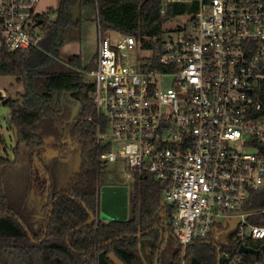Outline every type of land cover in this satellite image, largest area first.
I'll list each match as a JSON object with an SVG mask.
<instances>
[{"label": "built area", "instance_id": "obj_1", "mask_svg": "<svg viewBox=\"0 0 264 264\" xmlns=\"http://www.w3.org/2000/svg\"><path fill=\"white\" fill-rule=\"evenodd\" d=\"M38 2L0 0V52L39 45ZM177 3L196 8L184 27H166L156 60L138 37L98 28L87 72L98 160L159 182L183 253L219 224L261 246L264 206H248L264 190V0H161V14Z\"/></svg>", "mask_w": 264, "mask_h": 264}, {"label": "trees", "instance_id": "obj_2", "mask_svg": "<svg viewBox=\"0 0 264 264\" xmlns=\"http://www.w3.org/2000/svg\"><path fill=\"white\" fill-rule=\"evenodd\" d=\"M75 5L87 19L91 7L103 32L134 35L144 47L156 49L154 60L165 24L196 8L177 3L162 15L161 0H61L51 10L56 19H50V12L40 15L44 36L38 46L1 48L0 75L16 77L24 90L4 99L18 141L14 160L0 155V247L18 251V264H114L111 252L125 264H156L157 256L159 264L263 263V256L239 252L241 243L257 248L261 242L220 224L207 239L190 242L183 255L161 186L149 174L136 178L130 218L86 223L91 212L99 214L100 175L106 165L98 160L105 147L96 139L95 84L87 73L96 68L97 57L84 67L80 55L66 62L59 58L60 32L81 23L73 17ZM6 166L15 168L19 188L26 190L19 191L21 196L30 191L36 198V209L9 200ZM263 206L264 190L253 191L248 208ZM11 259L8 255L6 262Z\"/></svg>", "mask_w": 264, "mask_h": 264}, {"label": "rangeland", "instance_id": "obj_3", "mask_svg": "<svg viewBox=\"0 0 264 264\" xmlns=\"http://www.w3.org/2000/svg\"><path fill=\"white\" fill-rule=\"evenodd\" d=\"M61 5V0H39L37 6V13L43 14L50 12V19H56L57 13L52 9H58ZM91 16L87 19L83 16L80 5H75L72 8V14L75 20L80 19L81 23L78 27L68 28L60 32L59 39L61 46L59 49V58L63 62L68 61L71 56L80 55L82 57L83 67L89 65L97 57L99 48V29L98 21L94 18V11L90 7L87 8ZM190 20L187 14L176 16L171 21L167 22L165 26L169 30H176L178 26L184 27ZM143 52H131L130 57L132 61H137ZM89 78H92L91 76ZM24 90L22 83L16 80L12 75H0V155L10 160L15 159V149L18 141L17 130L12 121L10 106L4 103V99L8 97H16L19 92ZM61 170V169H60ZM4 178L8 183L9 192L11 193L9 200L20 203V208L31 207L36 209L38 205L36 198L31 197V192L27 191L26 195L21 196L19 191L21 183L19 178L15 175V168L13 166L4 168ZM130 170L122 161L108 162L100 175L101 186L105 184L127 186L129 190V218L132 216L131 196L135 186V178L129 176ZM22 174V172H21ZM56 174L52 173L53 178ZM101 189V187H100ZM22 201V202H21ZM34 207V208H33ZM169 221V220H168ZM249 226L247 227V231ZM176 236V235H175ZM11 248V247H10ZM18 250V249H17ZM11 251V253H10ZM6 250L0 247V264H18L16 261L17 252L13 249ZM8 255L12 257L7 261ZM184 255V253H183ZM6 262V263H5ZM184 264V262H183Z\"/></svg>", "mask_w": 264, "mask_h": 264}, {"label": "water", "instance_id": "obj_4", "mask_svg": "<svg viewBox=\"0 0 264 264\" xmlns=\"http://www.w3.org/2000/svg\"><path fill=\"white\" fill-rule=\"evenodd\" d=\"M38 24H42V20H39ZM50 184V183H49ZM91 218L86 223H93L98 218L104 221L109 220H125L129 218V190L127 186H118L105 184L100 189V212L99 215L91 212ZM74 231V230H72ZM187 248V247H186ZM185 248V251H186ZM240 253H252L257 257L261 252L264 253V243L260 248H254L247 246L244 243L240 244ZM159 255V251H158ZM109 258L114 264H125L114 252L109 254ZM223 258L229 260L227 254H223ZM156 264H159V257L156 258ZM231 264H237L236 261H232ZM257 264H262L258 262Z\"/></svg>", "mask_w": 264, "mask_h": 264}, {"label": "flooded vegetation", "instance_id": "obj_5", "mask_svg": "<svg viewBox=\"0 0 264 264\" xmlns=\"http://www.w3.org/2000/svg\"><path fill=\"white\" fill-rule=\"evenodd\" d=\"M40 20H42V23H43V19L40 18ZM99 212H100V208H99ZM98 215H99V214H98ZM257 248H259V247H257ZM260 256H263V259H264V254H263L262 252H261Z\"/></svg>", "mask_w": 264, "mask_h": 264}]
</instances>
